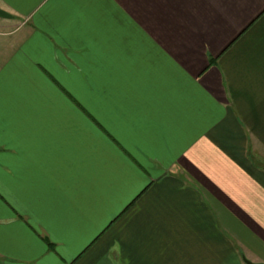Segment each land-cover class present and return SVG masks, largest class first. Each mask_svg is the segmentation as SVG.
<instances>
[{"label": "crops", "instance_id": "crops-1", "mask_svg": "<svg viewBox=\"0 0 264 264\" xmlns=\"http://www.w3.org/2000/svg\"><path fill=\"white\" fill-rule=\"evenodd\" d=\"M0 8V264H264V0Z\"/></svg>", "mask_w": 264, "mask_h": 264}, {"label": "water", "instance_id": "water-1", "mask_svg": "<svg viewBox=\"0 0 264 264\" xmlns=\"http://www.w3.org/2000/svg\"><path fill=\"white\" fill-rule=\"evenodd\" d=\"M13 18V15H11L10 13H8L7 11L3 10L0 8V19L3 20H10ZM246 264H253L249 261H246Z\"/></svg>", "mask_w": 264, "mask_h": 264}, {"label": "rangeland", "instance_id": "rangeland-1", "mask_svg": "<svg viewBox=\"0 0 264 264\" xmlns=\"http://www.w3.org/2000/svg\"><path fill=\"white\" fill-rule=\"evenodd\" d=\"M0 21H3V19H0ZM1 23V22H0ZM4 32V29H1L0 28V33H3Z\"/></svg>", "mask_w": 264, "mask_h": 264}]
</instances>
